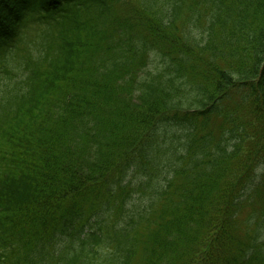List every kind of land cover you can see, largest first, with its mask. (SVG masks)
Returning <instances> with one entry per match:
<instances>
[{"label":"trees","instance_id":"obj_1","mask_svg":"<svg viewBox=\"0 0 264 264\" xmlns=\"http://www.w3.org/2000/svg\"><path fill=\"white\" fill-rule=\"evenodd\" d=\"M0 264H264V0H0Z\"/></svg>","mask_w":264,"mask_h":264},{"label":"rangeland","instance_id":"obj_2","mask_svg":"<svg viewBox=\"0 0 264 264\" xmlns=\"http://www.w3.org/2000/svg\"><path fill=\"white\" fill-rule=\"evenodd\" d=\"M170 136L172 137V139H175V140H177V141H178V139H179L178 135H175V136H174V135L171 134ZM175 148L179 150V149H180V143H176V144H175ZM178 150H177V151H178ZM178 152H179V151H178ZM141 178H143L142 175H141ZM130 180H131V181H138V174H134L131 178H129V181H130Z\"/></svg>","mask_w":264,"mask_h":264}]
</instances>
